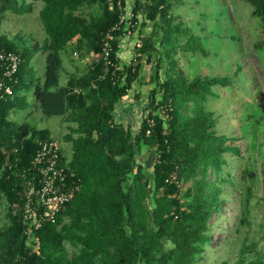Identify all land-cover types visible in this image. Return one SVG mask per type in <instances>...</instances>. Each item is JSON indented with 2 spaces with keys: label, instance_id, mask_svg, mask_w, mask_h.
Here are the masks:
<instances>
[{
  "label": "trees",
  "instance_id": "trees-1",
  "mask_svg": "<svg viewBox=\"0 0 264 264\" xmlns=\"http://www.w3.org/2000/svg\"><path fill=\"white\" fill-rule=\"evenodd\" d=\"M173 1L135 0L134 13L146 19L140 29L151 21L163 35L158 44L142 38L131 63L122 65L123 32H116L110 67L102 60L103 43L120 21L119 4L124 8L125 0H0V51H14L21 59L14 94L0 99V193L8 219L0 228V264H199L205 257L213 243V218L225 202L217 181L233 183L223 178L225 156L240 155L237 146L228 145L229 137L217 133V116L205 104L216 96L215 87H229L234 79H190L180 68V51L197 60L198 47H192L191 29L171 14ZM243 1L253 9L264 37V0ZM33 2L44 4L39 17L46 39L40 43L20 36L17 45L2 34V16L32 13ZM69 46L80 61L90 62L83 74L71 73L63 84V55ZM256 47L264 53V39ZM153 54L158 56L151 80L156 87L148 114L134 132L118 121L116 111L139 79L142 61L147 56L150 64ZM34 57L30 78L21 84L27 61ZM30 94L32 105L27 102ZM255 107L264 119V94ZM27 108L40 121L60 117L67 124L63 140L70 143L72 157L68 160L61 151V161L77 183L56 223L46 222L35 232L36 252L27 246L22 213L37 141L51 134L48 128L12 118ZM144 149L151 154L147 165L138 159ZM212 173L216 182L209 179ZM255 176L253 169L242 172L244 180ZM182 182L189 185L184 200ZM252 196L253 188L247 186L240 199L241 224H251ZM256 247L244 243L234 264H264V254ZM251 252L257 257L248 258Z\"/></svg>",
  "mask_w": 264,
  "mask_h": 264
},
{
  "label": "rangeland",
  "instance_id": "rangeland-1",
  "mask_svg": "<svg viewBox=\"0 0 264 264\" xmlns=\"http://www.w3.org/2000/svg\"><path fill=\"white\" fill-rule=\"evenodd\" d=\"M26 1L31 2V0ZM173 3L171 14L178 22H183L191 29V34L195 36V44L192 47L193 49L198 47L197 60L191 53L184 54L180 51L177 56L180 68L190 79L196 76L234 79V84L229 87H215L216 96L209 97L205 104V108L217 116V133L229 137L228 145L237 146L240 155L228 152L225 156L227 164L224 166L223 178H230L235 185L231 181L218 182L213 173L209 177L213 182L217 181V185L222 188V198L225 202L221 213L213 218L212 246L199 263L234 264L239 258V251L244 243L249 246L257 244L256 251L264 254V119L255 107L260 94H264V53L256 47L264 37L258 20L252 17L253 9L243 0H174ZM43 6V2H33L32 13L23 15L5 13L1 23L2 34L13 39L17 45H21L16 39L20 36L32 37L34 41L43 43L46 34L39 17ZM143 22H146V19L142 13L140 24ZM162 35L161 28L149 21L134 39L146 38L158 44ZM130 40L132 39L125 40L119 52L122 65L130 64L131 57L136 52ZM154 54L150 64L147 56L142 61L139 79L132 89V91L135 88L141 90L140 94H137L139 97L135 98L136 102H139L142 93L147 91L143 101L148 107L150 91L156 87V83H151L158 62V56ZM78 56L73 46H69L68 51L63 55L66 72L79 74L85 72L84 69L89 61L87 59L80 61ZM39 58V64H43L44 60L42 57ZM36 60V57L28 59L24 75L20 79L21 84L30 78ZM238 69H240L239 75H235ZM66 75V73L62 74V81L67 77ZM160 76L163 80L164 68L160 71ZM27 102L29 105L34 103L33 94L28 95ZM148 107L147 110H142L141 105L137 110L140 120L138 122L139 118L132 119L131 129L134 132L139 131L141 120L148 114ZM30 111L31 108H27L23 112H16L12 118H16L18 124L28 121L37 129L48 128L50 134L59 140L61 151L69 160L72 157L71 146L63 140V135L68 132L67 124L60 117L40 121L38 116L28 115ZM257 120H259L258 125H256ZM124 124L126 127L130 126ZM150 158L151 154L147 149L138 156L140 162L146 165L151 162ZM147 159L149 161H146ZM246 168L253 169L256 176L242 179V172ZM228 174L230 177L227 176ZM247 186L253 188L250 225L240 223V199ZM187 187H189L188 183L182 182V200ZM7 223V204L0 193V228ZM256 257V252L248 253V258Z\"/></svg>",
  "mask_w": 264,
  "mask_h": 264
},
{
  "label": "built area",
  "instance_id": "built-area-1",
  "mask_svg": "<svg viewBox=\"0 0 264 264\" xmlns=\"http://www.w3.org/2000/svg\"><path fill=\"white\" fill-rule=\"evenodd\" d=\"M135 0L128 4L125 2L121 11L120 21L107 34L103 43L102 60L107 66L114 67L111 58L115 33L123 32V36L135 37L140 27V14L134 13ZM135 49L142 47V40H137ZM121 50V44L119 46ZM21 66V59L14 51H0V99L11 97L14 94L13 84L17 83L16 75ZM150 127L154 121L149 120ZM150 134V130L147 133ZM61 145L55 138L41 139L37 141L31 175L27 179V202L22 213L24 233L28 248L37 251L35 245V232L42 228L43 224L56 223L57 217L70 204L73 194L77 190L75 174L71 172L67 164L61 161ZM22 259V257H21Z\"/></svg>",
  "mask_w": 264,
  "mask_h": 264
},
{
  "label": "crops",
  "instance_id": "crops-1",
  "mask_svg": "<svg viewBox=\"0 0 264 264\" xmlns=\"http://www.w3.org/2000/svg\"><path fill=\"white\" fill-rule=\"evenodd\" d=\"M131 0H125V2L128 4L129 2H130ZM140 15H142V13H140ZM139 31H140V27L138 28V35H139ZM135 37L133 36V37H126V36H123V37H121L120 38V44H121V48H122V46H123V43L125 42V40H128V39H132V40H130V41H132L133 42V44L135 45V43H136V41L138 40V39H134ZM135 54V53H134ZM134 54L132 55V57L131 58H133V56H134ZM130 58V59H131ZM88 61H89V59L88 58H86ZM83 60H85V59H83ZM82 61V60H81ZM90 62V61H89ZM88 65H89V63H88ZM88 65L86 66V68L88 67ZM85 70V69H84ZM71 73H73V72H71ZM71 73H66L67 75V77H68V75L69 74H71ZM79 74V73H78ZM81 74H83V73H81ZM65 75V74H64ZM65 77V76H64ZM67 77H65V78H63V81H62V83L63 84H65L66 82H67ZM65 79V80H64ZM140 92H141V90L139 89V90H136V88L134 89V91H130V93H129V95H128V97H127V99L118 107V109H117V111H116V117H117V119H118V121L119 122H121V123H127L128 125L130 124V126H131V122H132V119L133 120H135L136 118H139L138 119V122H139V120H140V116L138 117V109H139V107L142 105V110H145L148 106L146 105V103L143 101V99H144V94H146L147 93V91L145 90L144 91V93H142L143 94V96H141V99H139L140 101L139 102H136L135 101V98L137 99V94H140ZM150 93H151V91H150ZM131 94H133V96L131 95ZM132 97H131V96ZM134 97V98H133ZM149 97H150V95H149ZM147 110V109H146ZM141 122H142V120H141ZM51 137L53 138L54 136H52V134H51Z\"/></svg>",
  "mask_w": 264,
  "mask_h": 264
}]
</instances>
